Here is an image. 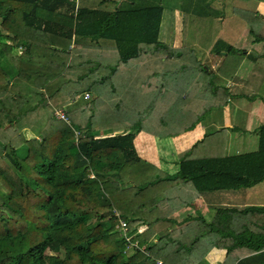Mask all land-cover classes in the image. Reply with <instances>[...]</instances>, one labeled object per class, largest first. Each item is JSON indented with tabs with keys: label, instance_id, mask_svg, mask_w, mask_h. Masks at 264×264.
<instances>
[{
	"label": "trees",
	"instance_id": "obj_1",
	"mask_svg": "<svg viewBox=\"0 0 264 264\" xmlns=\"http://www.w3.org/2000/svg\"><path fill=\"white\" fill-rule=\"evenodd\" d=\"M184 1L182 33L199 48L157 41L162 0L92 9L0 0V264H209L201 260L213 249L223 252L216 264H264V208L218 205L207 218H172L196 196L264 180V124L253 130L256 147L239 152L217 131L204 134L177 153L172 173L133 145L135 132L190 130L234 97L216 77L232 81L245 50L215 40L212 72L197 27L217 16L215 0ZM232 11L261 44L247 55L262 67L252 66L238 96L264 102V22ZM83 95L66 121L54 116Z\"/></svg>",
	"mask_w": 264,
	"mask_h": 264
},
{
	"label": "crops",
	"instance_id": "obj_2",
	"mask_svg": "<svg viewBox=\"0 0 264 264\" xmlns=\"http://www.w3.org/2000/svg\"><path fill=\"white\" fill-rule=\"evenodd\" d=\"M76 1H77V3L79 2L78 6H83V7H87V8H91V9L92 8H100V4H102V0H76ZM216 5L218 8V14L216 17L211 18L212 19L211 22L213 24L212 29H214V28L218 29L219 34L215 35V33H214L213 35H206V36H204V37L202 36V37H203V40H206L209 43L207 45L208 46L207 48H211L214 41L217 40L218 38H221L225 42L231 44V46L233 48L245 50L244 56L241 59V62H240L239 66L235 72V76L232 79V81L231 80L225 81L222 78H220L219 76L216 77V79L218 80L217 82L220 81L222 84H224L228 88V90L232 94H234L235 98L234 97L231 98L226 103V105H224L221 108L210 110L209 112H207L204 115V117L192 129L187 130L185 132H182L176 136L159 137V136H153V135H150V134H147L144 132H135L134 138H133L134 148H136V146H137L136 144H138V139L142 140L144 145H145V146L143 145L142 148L149 146V145H153L152 141L147 142L148 139H153V140L156 139L158 142L160 140H164V139L167 140L168 139V141L173 142L172 145L169 144V148L173 147V149H174V150L171 149V154L173 155V152H174V154H176V156H177V153L188 148L194 141L200 139L204 134H208V133H212V132H216V131H217V134L220 135V137L223 139V145L226 148L232 147V148H234V150L236 152H239L241 149H248V148L252 149V148L256 147V136H255V134L253 135V130L258 125L264 124V121L263 122L260 121L256 125H254L252 128H250L249 125H245L247 123L245 118H250V116L248 114L251 115V113H248V111L252 112V110H248V111L238 110L236 112L238 114H241V116L236 117L235 114L232 112V107H233L232 105L235 106V104L240 101L242 103L243 107L242 108L238 107V108L244 109L245 105L247 103L252 104L253 106L259 107L262 109L260 114H261L262 118L264 117V102H262L258 97H255L251 100H247L243 96H238L240 93L242 84H243L245 78L247 77L252 66L254 64H256L257 66L262 67L261 63H256V62L252 61V59L247 55L249 53V54H252L253 56H256L257 51L259 50L261 44H260V42L253 40V38L250 36V38L248 39L249 46H254V47H253V49L244 48L243 46H241V44H239V46H238V44H237L239 42L238 39L230 38V36L225 37L223 35H220L221 32L223 31V28L226 27V25L228 24V23L226 24L225 19L230 13L228 12V15H227V11H224V6L222 4L218 5L216 2ZM250 5H252L251 11L249 10V8H245V10L244 9H241V10L258 13L264 22V2L261 0H254V1L252 0L250 2ZM115 6H116L115 4L109 5L108 10L114 9ZM168 6H169V4L165 0L163 9H164V7H168ZM163 9H162V14H161V21L163 19L162 17L164 15V10H165V9L164 10ZM171 9H175V11H176V8L171 7L169 10H171ZM231 11H232V9L230 10V12ZM179 13H182V12L179 11ZM51 14L54 16V19H56L58 17V16H55L56 13H51ZM52 15H51V17H52ZM182 16H183V14H182ZM232 16H234L233 20L237 19L240 22H242L240 20L239 16L234 14L233 11H232ZM229 17L230 16H228V18ZM182 20H183V17L181 19V23H182ZM161 21H160V26H161ZM242 23H243L242 24L243 25L242 30H246V32H248V27H247L246 23H244V22H242ZM160 26H159V31H160ZM159 31H158V33H159ZM240 33H242V31ZM157 41H159L163 44L170 45L172 47L177 46V45H172L171 43H165L166 41H163L162 39L159 38V34L157 36ZM192 41L190 42L192 45L196 46L197 48L200 47V44L196 40L193 43H192ZM255 46H258L256 50H254ZM207 48L203 49V51L206 54V63H207V60H209L207 55L210 53V51L207 52ZM221 54L223 55L224 52H221ZM214 57H218L219 62H220V60H221L220 56L213 55V58ZM212 72H214V71H212ZM243 113H245L249 117L244 116ZM242 119H244V120H242ZM155 145H156V143H155ZM174 161L169 162L170 166L167 169H165V170H168V173H172L176 170L177 165L175 164ZM149 162H151V161H149ZM152 164H154V163H152ZM154 165H156V164H154ZM263 182H264V180L258 182L257 184H255L253 186L246 187V188H238L237 190H233V191H232V189L220 190L217 192H213L211 194L210 193L209 194L204 193V194H201L199 196H196V198H194L191 201V204L193 203V205L191 207L192 208L191 211L193 212V214H190V215H194V216L201 215L204 218L209 217V214L211 212V207L218 206V205L236 206L237 208L238 207H248V206H255V207L264 208V201H261V199L256 197V196L253 198L250 197L252 189L254 187L258 186V184L263 183ZM241 190H243V192H246L247 195L242 197V201L235 202L233 200V198H234L233 196H235V194L241 193ZM214 194H218L219 196H227L228 200L214 201V199H212V196ZM202 196H203V198H202ZM206 197H208V198L206 199ZM182 210H183V208L174 212L173 215L177 214L178 212H181ZM190 215H187V217H189ZM183 217H184V215H183Z\"/></svg>",
	"mask_w": 264,
	"mask_h": 264
},
{
	"label": "rangeland",
	"instance_id": "obj_3",
	"mask_svg": "<svg viewBox=\"0 0 264 264\" xmlns=\"http://www.w3.org/2000/svg\"><path fill=\"white\" fill-rule=\"evenodd\" d=\"M180 1L181 0H166V2L169 4V6L164 7L165 10L163 9L164 15L162 17L163 19L161 21L160 31L158 33L159 38L162 39L163 41H166L165 43H171L172 45H177L176 47H180L181 45L183 46V43L189 44L191 42L190 39L187 38L186 35H184L182 33V29H181L182 26H180L181 25V19H182V13H179V11H182V6L184 4H187L184 0H182L181 2ZM251 1L252 0H215V3L217 2L218 5L222 4L224 6V11H227V15H228V12L230 13L228 15L230 17L228 18V16H227L225 19L226 24L227 23L228 24L226 25V27L223 28V31L221 30L222 32L220 35H223L225 37L230 36V38L238 39L239 40V42L237 43L238 46H239V44H241V46H243L244 48L253 49L254 46H249V42H248L250 35L248 34V32H246V30H242V26H243L242 24L243 23L237 19L233 20L234 16H232V11L230 12V10L233 8L239 9V10H241V9L245 10V8H249V10L251 11L252 10V5H250ZM261 1L264 2V0H261ZM162 3L164 4L165 0H163ZM182 3H183V5H182ZM180 4L182 5L181 7H180ZM78 5H79V2L77 3V6ZM212 5L217 7V5H215L214 3H212ZM171 7L176 8V11H175V9L169 10ZM244 10H241V11H244ZM186 15H189V14H186ZM56 20H59V17H57ZM212 26H213V24L211 21L205 20L201 24H199V27H197V28H199V32L202 34L203 37L206 35H213L214 33H215V35H218L219 30L216 28L212 29ZM241 31H242V33H240ZM90 42L91 43L99 42V40L92 39V40H90ZM257 47L258 46H255L254 50H256ZM70 49H72V48H70ZM207 50H208V48H207ZM74 52L76 53V51H74ZM207 57L209 59V60H207V64L210 65L209 66L210 70L214 71V69L216 68V66L219 63V58L218 57L213 58V54H211V53H209L207 55ZM190 77H192V72L190 74ZM193 77H195V76H193ZM76 98L77 99H73V101L67 103L64 107H62L63 111L70 112L72 110H76L79 106H81L83 104V102L85 100L88 99V97L85 98L84 95L82 97L78 96ZM232 106H233L232 112L235 114L236 117L241 116V114H238L236 112L238 110H242V111L252 110V112L248 111V113H251V115L247 113L250 116V118H245V120L247 121V123L245 125H249L250 128H252L258 122L264 121V117L262 118V116L260 114L262 109L259 107H255L252 104L247 103L245 105V108L241 109L243 106H242V103L240 101L237 102L235 104V106L234 105H232ZM238 107H241V108H238ZM243 115L247 116L245 113H243ZM249 116H247V117H249ZM29 118H30V116H29ZM30 120H31V122H33L32 118ZM242 120H244V119H242ZM5 132H6V133H4L5 135H7L8 133L11 134L12 130L6 129ZM21 133L24 135V137L26 139L34 138V134H32L27 128L22 129ZM148 141H152L153 145H149V146L142 148L144 143L142 140L138 139V144H136L137 146L135 148L136 153L138 155H140L141 158L145 159L146 161H151L152 163L156 164L160 169H162V170L167 169L170 166L169 162H173L176 159V154H174V152H173V155L171 154V149H173V147L169 148V144L172 145L173 142L168 141V139L167 140H165V139L160 140L159 142L156 139L155 140L148 139L147 142ZM155 143H156V145H155ZM165 171L168 172V170H165ZM10 174H11V172L9 171L8 175H10ZM246 195H247L246 192H243V190H241V193L235 194V196H233L234 197L233 200L235 202H240V201H242V197H244ZM255 196L260 198L261 201H264V182L258 184V186L254 187L252 189L250 197L253 198ZM202 198H203V196H202ZM207 198L208 197H206V199ZM212 199H214V201L228 200V197L227 196H219L218 194H214L212 196ZM192 205H193V203L190 205L189 208H183V210L181 212H178L177 214L172 215V218H174L177 221H180L182 219L183 215L187 216V215L193 214V212L191 211ZM173 223H174L173 224L174 226H178L182 222L179 224L177 222L176 223L173 222ZM115 231L119 234V236L120 235L123 236L122 230H120V229L118 230L115 227ZM133 250H134V246L132 245V246L127 247L126 252L131 253ZM46 251H47L46 253L50 254V252H48V250H46ZM222 256H223V252L221 250L213 249L210 252H208L205 255L204 260H201V261L207 262L209 264H216V263H218V261H220L222 259Z\"/></svg>",
	"mask_w": 264,
	"mask_h": 264
},
{
	"label": "built area",
	"instance_id": "obj_4",
	"mask_svg": "<svg viewBox=\"0 0 264 264\" xmlns=\"http://www.w3.org/2000/svg\"><path fill=\"white\" fill-rule=\"evenodd\" d=\"M53 114L58 119H63L64 121L67 120L66 117H65L64 111L61 108L55 109L54 112H53ZM123 225H124L123 223H120L119 224V228L122 229L123 228ZM122 231H124V229Z\"/></svg>",
	"mask_w": 264,
	"mask_h": 264
}]
</instances>
